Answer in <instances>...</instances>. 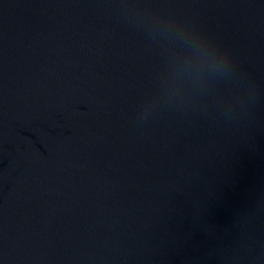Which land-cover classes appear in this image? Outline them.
Returning a JSON list of instances; mask_svg holds the SVG:
<instances>
[{"label":"water","instance_id":"obj_1","mask_svg":"<svg viewBox=\"0 0 264 264\" xmlns=\"http://www.w3.org/2000/svg\"><path fill=\"white\" fill-rule=\"evenodd\" d=\"M232 60L154 104V25ZM0 264H264V0H0Z\"/></svg>","mask_w":264,"mask_h":264},{"label":"clouds","instance_id":"obj_2","mask_svg":"<svg viewBox=\"0 0 264 264\" xmlns=\"http://www.w3.org/2000/svg\"><path fill=\"white\" fill-rule=\"evenodd\" d=\"M153 31L165 58L145 109L154 104H188L231 68V57L194 29L163 21L154 25Z\"/></svg>","mask_w":264,"mask_h":264}]
</instances>
